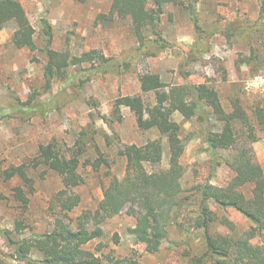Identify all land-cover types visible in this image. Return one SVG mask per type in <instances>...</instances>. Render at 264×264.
Returning <instances> with one entry per match:
<instances>
[{"label":"rangeland","instance_id":"obj_1","mask_svg":"<svg viewBox=\"0 0 264 264\" xmlns=\"http://www.w3.org/2000/svg\"><path fill=\"white\" fill-rule=\"evenodd\" d=\"M113 3L114 0H21L35 29L33 49L14 44L16 22H9L0 30V105L14 99L26 102L31 96L42 102L53 100L55 104L46 117L0 121L3 264H23L13 257L14 250L2 236L4 230L11 231L15 239L32 238L54 232L59 220L76 227L84 212L96 211L103 199V188L113 176L123 179L127 175L125 145L142 146L161 139V162L145 163L144 168L148 173L170 169L168 137L157 128L140 129L129 107L121 106L116 113V100L124 96L140 95L147 104H155L154 92H142L143 74H157L166 85L206 83L217 91L226 113L233 112L238 101L247 120H235L238 142L234 148L210 150L204 134L209 129L221 131L224 122L211 115L206 125L174 113L172 120L181 126L185 143L180 159L184 168L181 197L189 196L191 201L171 213L160 250L154 254L146 252L145 244L131 233L137 218L129 207L105 219L99 225L105 236L84 245V249L97 256L112 254L126 261L136 257L142 264H195V259L206 252V240L205 232L193 227L198 193L191 192V188L206 181L227 186L234 174L226 163L243 146L253 149L264 170V128L255 113L264 109V0H180L178 5L168 4L158 26L167 43L165 49L152 45L142 48L133 20L113 14ZM44 19L52 26L53 49L76 56L98 50L114 59L116 66L94 74L77 73V88L60 93V81H55L48 90L44 76ZM145 36L148 41L157 38L152 26L145 28ZM49 144L65 157H80L78 173L84 180L81 185L69 190L56 171L45 165L36 166L40 146ZM213 155L219 157L220 165L215 164ZM100 159L105 162L94 167ZM213 164L216 167L210 177ZM19 165L33 180V192L22 186L18 176L5 178L6 170ZM18 186L24 187L30 200L27 206L15 196ZM252 189V185L242 188L248 197H252ZM70 195H76L80 202L67 211L63 204ZM210 207L217 218L209 227L213 235L236 239L252 227L234 209L226 211L215 204ZM225 218L233 223V229L222 223ZM93 224L90 221L88 227ZM41 256L32 251L34 259Z\"/></svg>","mask_w":264,"mask_h":264},{"label":"trees","instance_id":"obj_2","mask_svg":"<svg viewBox=\"0 0 264 264\" xmlns=\"http://www.w3.org/2000/svg\"><path fill=\"white\" fill-rule=\"evenodd\" d=\"M85 2L87 0H76ZM168 4L178 5L180 0H114L113 14L119 17H131L141 47L152 45L165 49L166 41L158 29L165 7ZM16 22L17 30L13 34V42L19 48L35 47V29L32 26L21 0H0V30L9 22ZM47 36L45 54L47 63L44 66L46 87L51 90L55 81H60L59 92L77 88V73L90 71H107L116 66V61L104 56L98 50L72 55L67 51H57L51 47L52 26L43 20ZM152 26L156 39L148 41L145 28ZM87 65V66H85ZM143 93H155V104H147L142 96H124L116 100V113L121 106L131 109L137 118L138 127L142 130L157 128L169 140L171 167L167 171L148 173L145 163L159 164L163 157L161 139L147 142L145 145H125L127 158V175L123 179L112 178L108 186L103 188V199L98 203L96 211L87 210L81 216L76 227L61 220L54 232L34 236L32 238L15 239L11 231L4 230L2 236L14 250V256L23 264H142L136 257L126 261L112 254L97 256L96 253L84 249V245L105 236L99 225L107 218L119 215L129 207L137 218V223L130 231L136 239L145 244L146 252L157 253L167 236V223L174 209H181L182 204L191 201V197H181L183 193L181 179L184 168L180 159L185 151V143L181 137V126L174 120V113H180L187 121L197 119L208 124L210 116L216 115L224 122L221 131L207 130L205 143L210 150L231 149L238 142L235 130L237 118L247 120L246 113L235 103L231 113L224 110L216 90L206 83L166 85L157 74L147 73L140 76ZM53 100L42 102L31 96L26 102L21 99L11 100L0 105V121L5 118L46 117L54 108ZM256 116L264 128V109H257ZM254 139V138H253ZM256 139V138H255ZM39 155L35 159L36 166L45 165L56 171L67 189L81 185L84 180L78 173L80 157H65L53 145H41ZM82 152L79 153L81 155ZM213 161L220 165L219 157L213 155ZM105 160L100 159L94 167H100ZM213 164L210 177L216 165ZM234 176L227 186H216L209 181L191 188L198 193L197 210L193 217V227L205 232L206 252L195 259V264H264V170L256 159L251 147L238 148L233 159L226 163ZM5 178L18 176L31 192L34 190L33 180L28 176L23 165L13 166L4 172ZM252 185V197L242 190ZM22 186L15 188V196L24 206L30 202ZM195 198V196H192ZM80 202L76 195L69 196L63 209L69 211ZM215 204L223 210L234 209L251 223L252 227L236 239L209 233V227L216 221L215 213L210 205ZM90 221L95 225L89 228ZM222 223L234 228L227 218ZM41 253V258L34 259L32 251ZM207 258V259H206ZM0 257V264H3Z\"/></svg>","mask_w":264,"mask_h":264}]
</instances>
